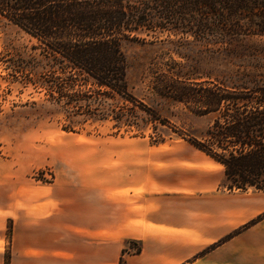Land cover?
<instances>
[{
	"label": "rangeland",
	"instance_id": "rangeland-1",
	"mask_svg": "<svg viewBox=\"0 0 264 264\" xmlns=\"http://www.w3.org/2000/svg\"><path fill=\"white\" fill-rule=\"evenodd\" d=\"M120 48L132 99L116 94L110 95L112 98L99 96L90 83L55 87L49 82L53 76L44 46L0 17V233L5 241L4 264L17 216L26 208H42L30 207L35 196L49 200L48 195L59 192L57 187L76 188L90 181L97 187L123 183L136 188L137 179L147 178L154 168L211 172L216 189L209 195L224 199L231 194H239L238 199L256 195L258 214L243 228L264 219V193L228 190L222 165L192 145V139L201 140L212 116L195 115L172 98L184 87L183 72L193 73L190 78H196L197 83L205 81V75L221 80L235 72L264 77V37L237 36L225 44H207L157 32L124 40ZM57 76L55 73L53 78ZM35 77L44 83L33 84ZM83 93L88 97H80ZM127 192L112 196L121 198L128 196ZM190 195L179 192L170 198L184 200ZM53 204L55 209V201ZM139 246L140 242L130 241L126 248L134 254Z\"/></svg>",
	"mask_w": 264,
	"mask_h": 264
},
{
	"label": "trees",
	"instance_id": "trees-1",
	"mask_svg": "<svg viewBox=\"0 0 264 264\" xmlns=\"http://www.w3.org/2000/svg\"><path fill=\"white\" fill-rule=\"evenodd\" d=\"M0 17L44 46L49 74L59 75L51 77L52 86L90 83L108 98L132 99L124 40L157 32L207 44L264 37V0H0ZM180 74L186 82L172 98L195 115L212 116L192 145L222 165L228 190L264 193V77L235 72L197 83L193 73ZM31 82L44 83L38 77Z\"/></svg>",
	"mask_w": 264,
	"mask_h": 264
},
{
	"label": "crops",
	"instance_id": "crops-1",
	"mask_svg": "<svg viewBox=\"0 0 264 264\" xmlns=\"http://www.w3.org/2000/svg\"><path fill=\"white\" fill-rule=\"evenodd\" d=\"M214 179L201 168H154L136 188L90 181L57 187L49 200L37 195L30 207L42 208H26L14 222L8 264H264V219L243 228L258 214L256 195H209ZM179 192L191 195L170 198ZM130 241L140 242L139 254H122ZM4 254L0 233V264Z\"/></svg>",
	"mask_w": 264,
	"mask_h": 264
}]
</instances>
